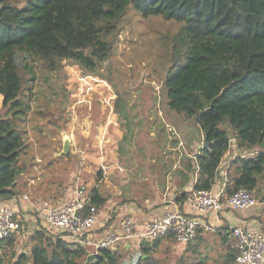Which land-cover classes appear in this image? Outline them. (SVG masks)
I'll list each match as a JSON object with an SVG mask.
<instances>
[{
  "label": "trees",
  "instance_id": "16d2710c",
  "mask_svg": "<svg viewBox=\"0 0 264 264\" xmlns=\"http://www.w3.org/2000/svg\"><path fill=\"white\" fill-rule=\"evenodd\" d=\"M96 2L100 11L83 23L84 29L78 16L67 15L70 30L78 35L87 29L91 40L88 49H72L65 38L62 44L68 56L89 69L108 59L129 10L178 22L166 45L169 66L162 91L167 107L182 118H194L209 141L195 153L199 174L194 187H212L235 139L239 147L256 152L234 159L237 173L226 193L240 187L253 192L264 173V0H0V96L6 109L0 114V199H12L21 192L20 177L25 171L21 156L28 149L23 122L31 106L26 90L36 79L38 61L52 66L51 56L40 48L50 23L61 11ZM184 135L190 142L194 138L187 137L185 130ZM191 169L196 168L190 161ZM89 194L92 203L104 204L98 188ZM203 231L199 230V241L187 243L194 254L205 239ZM18 234L13 232L0 243V264H168L152 254L162 238L151 245L141 242L140 251L125 258L115 249L89 252L43 225L32 234L30 254L18 253ZM212 234L221 236L226 264H233L228 232L219 227ZM168 237L172 238H164ZM179 264L202 263L182 257Z\"/></svg>",
  "mask_w": 264,
  "mask_h": 264
},
{
  "label": "rangeland",
  "instance_id": "374dc122",
  "mask_svg": "<svg viewBox=\"0 0 264 264\" xmlns=\"http://www.w3.org/2000/svg\"><path fill=\"white\" fill-rule=\"evenodd\" d=\"M99 11L100 6L96 2L91 6L68 8L56 15L40 46L45 54L51 56L52 66L47 61H38L36 79L27 85L31 88L26 90L31 95V106L23 122V134L29 149L26 156H21L22 166L27 172L21 174L20 181L21 185L30 181L31 185L24 184L22 193L31 197L33 191L32 196L37 197L38 191L41 194L61 192L54 201L43 196L52 205L64 203L68 192L77 186H84L87 193L98 188L102 196H108V201L117 203L125 197L151 199L154 197L150 194L151 187H157V180L163 179L162 174L168 164L173 168L179 163V160L175 163L163 160L162 156L149 159L150 155L145 152L152 146L147 134H143L149 124L154 131L158 130V124L164 117L162 112L167 108L162 81L169 61L164 54L169 36L177 31L179 23L160 16L142 17L129 10L114 36L113 53L89 69L71 59L62 43L67 38L68 48L88 49L91 44L87 35L89 30H82L78 35L72 32L67 15L78 16L84 29L83 23ZM52 31L59 34L53 35ZM5 111L0 96V114H5ZM133 116L137 119L135 128L138 127L140 136L135 144H130L126 142L125 135L127 121ZM187 120L184 124L187 137L197 136L195 119ZM103 134H106V139L109 137L111 144L110 151L105 145L107 156H102ZM65 140L69 141L67 153L62 152ZM143 141H146L143 151L138 147L143 156H123L129 150L136 152L137 145ZM203 141L204 137L198 140L200 144ZM120 142L122 156H118L116 151ZM244 151L238 153L243 154ZM33 178L38 181L36 184L31 181ZM119 182L121 188L117 190ZM258 188L264 192V173L259 176ZM27 213L30 217H23L22 229L16 237V250L30 254L32 234L42 222L32 208ZM204 238L202 242L200 238L201 246L196 254L191 247L188 249V244L178 243L173 237L162 238L152 254L168 264H179L182 257L200 260L202 264H226L222 239L212 233H205ZM120 246L123 244L118 248ZM121 250L122 256L128 258L138 253L140 247ZM89 252L95 250L89 249Z\"/></svg>",
  "mask_w": 264,
  "mask_h": 264
},
{
  "label": "built area",
  "instance_id": "2783aa9c",
  "mask_svg": "<svg viewBox=\"0 0 264 264\" xmlns=\"http://www.w3.org/2000/svg\"><path fill=\"white\" fill-rule=\"evenodd\" d=\"M14 200H21L19 195ZM22 200L30 204L41 219L42 225L64 234L70 241L89 249H117L119 245L130 242H153L159 238L172 236L178 243L187 244L197 238L199 230L214 233L219 227L217 218L204 219L187 214L179 208L166 209L148 220L141 228L131 215L124 216L119 228H111L99 240H92L91 232L103 215V207L92 203L91 196L84 186L71 190L68 200L52 205L47 200L35 201L26 193ZM192 210L200 214L217 215L224 208L245 210L257 203L255 194L243 187L232 194L226 188H195L188 195ZM25 212L16 205L0 199V243L11 233H19L23 226ZM235 264H264V232L256 226L235 225L228 231ZM132 244V245H133Z\"/></svg>",
  "mask_w": 264,
  "mask_h": 264
},
{
  "label": "crops",
  "instance_id": "0c3cea01",
  "mask_svg": "<svg viewBox=\"0 0 264 264\" xmlns=\"http://www.w3.org/2000/svg\"><path fill=\"white\" fill-rule=\"evenodd\" d=\"M159 111L162 112L163 110L159 109ZM162 113L164 117L162 116V119L158 124L159 125L158 130L154 131V129L152 128V124H149L145 129V131L143 132V134H147L146 138L147 137L149 138L150 144L152 146L150 149H148L145 152V154L150 155L149 159L152 158L156 159V157L162 156L163 160L174 163L179 160V163H176L177 166L175 164L173 168H172L173 166L172 164L170 165L168 164V168H166L162 174L163 179L161 180L159 179V181L157 180V184H158L157 187H154L153 185L151 187L150 194H154V197H152L151 199L150 198L135 199L132 197H125V199H123L122 202L117 203L113 200L108 201V196H104L105 201L104 204L102 205L103 215L98 221V223L95 225L93 231L91 232L90 234L91 239L99 240L100 238H102V236L105 234L107 230L111 228H119L121 220L124 218V216L127 215L133 216V218L138 224L137 228H141V226L144 225V223H146L154 216L162 213L166 209H172V208H179L180 210L184 211L187 214L201 216L207 220L212 218L214 219L217 218V226L221 227L223 229V232H228L230 228L235 225H241V226L252 225L261 228V230L264 232V192L263 189L261 190L258 187L253 190V193L255 194L257 199V203L248 209L235 210L231 208H224L223 210L217 212V215L200 214L192 210L191 205L188 201V195L198 179L199 173H198V166H197L195 153L197 149L201 148L198 140L199 139L201 140V138L204 137L203 130L201 128L199 129L198 124L195 123L198 133H196L197 136H194V138L190 142L188 141L189 139L186 138L184 135V124H186L188 120L180 117L179 114H176L168 107L165 108V110ZM129 119L130 121L126 120L127 121L126 128L128 131L125 135V139L126 142L129 141L130 144L132 143L135 144V142L138 141L137 140L138 137L140 136V133H138V127L135 128L137 119L134 116L132 117V119L129 117ZM141 119L142 118L140 117L139 120ZM104 135L106 134H103L102 156H107V153L106 151H104V148L105 145L107 144V151H110L111 144L109 142V137L106 139ZM235 141L236 140L233 139L230 149L224 155L212 187L215 188L217 187V189L226 188L232 175L234 173H237L236 171H234L236 163L233 162L237 156H242V155L253 156L255 154L254 153L256 152L255 148L245 149L243 147H239L237 144H235ZM145 142L146 141H143L141 144L137 145L136 152L131 153V150H129V153L123 156L126 155L143 156L141 155V152L143 151ZM148 146L150 145L148 144ZM138 147H140L142 151L141 150L139 151ZM233 147L235 148L233 149ZM190 148H194V150L191 151ZM28 149H29V144H28ZM28 149L22 155L26 156L28 153ZM187 149L189 151H187ZM243 150H245L243 154L238 153L239 151H243ZM116 151L118 156H122L121 142L118 144ZM112 152H114L113 149ZM179 153L180 155H178ZM108 156H110L109 153ZM190 161L191 164L195 166L196 168L195 170L192 169L189 170ZM33 166L34 168H37V165H33ZM26 172L27 171L25 169L23 173ZM151 177H153L152 174ZM41 178L42 177L39 176V179ZM31 181L35 182V184L38 182L35 178L31 179ZM28 183L29 185H31L30 181L26 183L23 182V184L21 185V192L18 194L21 200L16 201L14 200V198L3 200L10 205H16L20 207L21 210L25 212L26 217L27 216L30 217V214L27 213V211L30 210V204L27 201L22 200V195H23L22 186L24 184L28 185ZM117 187H118L117 190H120L121 188L120 182L118 183ZM34 190H36V188H34ZM124 190H127V187H125ZM32 192H31V197L33 198L32 200L35 201L46 200L45 197L43 196H46V198L48 196L49 199L54 201V199L59 198V196L62 194L61 192L48 194L47 191H46L47 194H41L38 191V195L40 196L36 195L37 197H34L32 196L33 195ZM182 195L185 196L183 199H181ZM69 196H70V191L68 192V198ZM205 233H210V232L204 230L202 235ZM217 238L221 239V236L217 235ZM197 239L199 240V237L195 239L196 242ZM195 240L193 241L195 242ZM132 244L130 242H126L125 244H123V246H120L115 250L118 253L122 252L121 248L126 249V251H128L136 246V244L133 245Z\"/></svg>",
  "mask_w": 264,
  "mask_h": 264
},
{
  "label": "water",
  "instance_id": "95a60500",
  "mask_svg": "<svg viewBox=\"0 0 264 264\" xmlns=\"http://www.w3.org/2000/svg\"><path fill=\"white\" fill-rule=\"evenodd\" d=\"M208 144H209V141H208L207 137L205 136L203 143L200 144V147L206 148L208 146ZM62 152H64V153L69 152V141L68 140H65Z\"/></svg>",
  "mask_w": 264,
  "mask_h": 264
}]
</instances>
